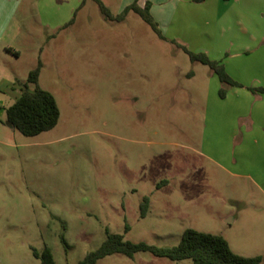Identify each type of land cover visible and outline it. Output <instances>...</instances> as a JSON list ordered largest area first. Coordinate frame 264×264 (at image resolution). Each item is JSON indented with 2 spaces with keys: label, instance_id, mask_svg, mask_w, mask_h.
<instances>
[{
  "label": "rangeland",
  "instance_id": "rangeland-1",
  "mask_svg": "<svg viewBox=\"0 0 264 264\" xmlns=\"http://www.w3.org/2000/svg\"><path fill=\"white\" fill-rule=\"evenodd\" d=\"M100 1L112 17L123 11L120 0ZM178 11L172 30L157 26L160 39L134 12L110 21L92 0H0V264H40L32 250L44 248L56 264H78L106 231L170 248L187 229L264 264V192L211 157L212 72L183 50L217 42L187 30ZM38 61L37 83L27 84ZM226 67L238 69L233 59ZM24 85L50 93L59 110L56 126L34 137L5 116ZM96 264L192 263L140 252Z\"/></svg>",
  "mask_w": 264,
  "mask_h": 264
},
{
  "label": "crops",
  "instance_id": "crops-1",
  "mask_svg": "<svg viewBox=\"0 0 264 264\" xmlns=\"http://www.w3.org/2000/svg\"><path fill=\"white\" fill-rule=\"evenodd\" d=\"M131 1L120 0L117 13ZM141 1L144 0L137 3L142 4ZM145 1L152 3L150 15L162 31L172 30L173 16L179 10L185 15L187 30L201 29L207 33L208 43L217 42L216 51L207 48L202 53L211 61L220 62L226 74L241 87L228 88L225 98L220 99V84L212 73L211 90L218 100L213 99L215 107L207 114L208 150L211 157L232 165L264 192V94L248 91V88L264 89V0ZM12 14L13 10L6 11L5 21ZM228 45L234 49H224ZM5 52L11 56L16 53L10 48ZM231 59L238 65L233 74L226 67Z\"/></svg>",
  "mask_w": 264,
  "mask_h": 264
},
{
  "label": "trees",
  "instance_id": "trees-1",
  "mask_svg": "<svg viewBox=\"0 0 264 264\" xmlns=\"http://www.w3.org/2000/svg\"><path fill=\"white\" fill-rule=\"evenodd\" d=\"M92 1L98 5L103 16L110 21L119 22L122 20V16L130 11L134 12L150 25L157 36L162 39L156 23L150 15V3L147 2L141 8L134 2L126 6L118 16L112 17L100 0ZM194 1L201 2L202 0ZM183 50L191 62H198L207 66L217 77L220 84L218 90L220 99L225 98L228 88L241 87L226 74L220 62L211 61L204 53H193L184 48ZM14 55L17 56V53H14ZM40 69L41 63L38 61L36 67L28 73L27 84L36 85ZM248 91L264 94L263 88H248ZM5 116L7 123L21 135L34 137L50 131L56 126L59 119V110L50 93L37 86L32 91H29L27 85H24L20 89L18 98L5 109ZM160 184L165 183L161 182ZM139 210L143 218L148 210L147 198L143 199ZM125 230L127 232L128 227ZM60 242L67 248L64 237H60ZM140 252L148 253L157 258H166L170 261L190 260L192 264H260L261 262L259 256L248 258L234 254L230 250L227 241L221 236L187 229L183 232L178 245L170 248H158L144 242L131 243L125 241L122 235L109 234L106 231L104 242L96 250L87 253L78 264H96L97 261L114 254H121L133 259L134 255ZM32 254L40 261V264H56L49 248H44L40 253L32 250Z\"/></svg>",
  "mask_w": 264,
  "mask_h": 264
}]
</instances>
